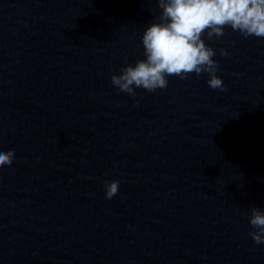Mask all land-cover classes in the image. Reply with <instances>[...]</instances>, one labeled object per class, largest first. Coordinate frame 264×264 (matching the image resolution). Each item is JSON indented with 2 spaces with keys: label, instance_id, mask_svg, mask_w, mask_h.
<instances>
[{
  "label": "clouds",
  "instance_id": "1",
  "mask_svg": "<svg viewBox=\"0 0 264 264\" xmlns=\"http://www.w3.org/2000/svg\"><path fill=\"white\" fill-rule=\"evenodd\" d=\"M157 5L159 22L147 26L141 37L144 59L111 76L121 92L133 96L134 88L154 92L168 86L169 76L186 79L193 73H208V86L223 91V81L216 75L215 51L205 43V34L208 40L220 38L230 27L245 37L264 38V0H157ZM14 158L13 150L0 151V171ZM104 188L106 198L111 199L118 193L119 181H107ZM248 220L256 229L249 236L256 244L264 243V210L252 207Z\"/></svg>",
  "mask_w": 264,
  "mask_h": 264
}]
</instances>
